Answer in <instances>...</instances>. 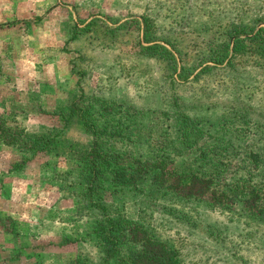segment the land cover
Returning <instances> with one entry per match:
<instances>
[{
  "label": "rangeland",
  "instance_id": "obj_1",
  "mask_svg": "<svg viewBox=\"0 0 264 264\" xmlns=\"http://www.w3.org/2000/svg\"><path fill=\"white\" fill-rule=\"evenodd\" d=\"M262 27L264 0H0V264L130 263L129 247L121 257L104 250L95 216L81 209L93 142L81 107L100 125L124 121L111 132L130 142L108 149L135 169L159 143L184 173L217 162L227 175L243 172L254 138L264 146V68L252 55L233 56V43L247 35L240 30ZM179 107L206 129L193 148L177 128ZM206 137L238 148L214 150ZM202 152L209 164L201 167ZM143 183L146 194L118 191L114 200L183 264H264V223L240 202L155 200L150 189L163 187Z\"/></svg>",
  "mask_w": 264,
  "mask_h": 264
},
{
  "label": "trees",
  "instance_id": "obj_2",
  "mask_svg": "<svg viewBox=\"0 0 264 264\" xmlns=\"http://www.w3.org/2000/svg\"><path fill=\"white\" fill-rule=\"evenodd\" d=\"M145 32L146 39L150 42L155 33L147 19L145 20ZM242 34L247 35L243 38H239V35L235 37L233 56L240 54L242 61L243 58L252 55L256 58L257 64L264 68V27L253 35H249L250 33L245 32V30H240V35ZM156 46L163 50L162 56L168 58L166 67L172 69L174 73L178 72V64L170 50L160 44ZM146 48L153 49L154 46ZM231 63L230 59L228 64ZM208 68H210L208 65L204 67V71ZM172 81L176 83L174 76H172ZM101 102L106 114H109L112 105H104L102 98ZM179 108L181 109L179 110L181 120L177 122V128L181 132V138L184 139L187 147L193 148V145L190 144L192 137L195 134L206 135V129L200 123L199 118L186 111L185 107ZM80 110L84 114L86 129L93 135L92 147L87 157L83 159L88 170V185L81 194V199L85 203L81 209L92 211L95 216L93 228L97 234V239L102 242L104 250L109 255L120 254L121 257L123 254H127L121 250L122 246H127L131 249L129 264H183L176 248L172 247L166 240L155 236L142 220L128 218L124 209L115 202L114 192L134 190L136 192L141 191V194L145 193L144 189H139L140 181L145 184H151L152 181H155L158 186L163 187L150 189L155 200L168 198L180 203L197 200L217 205L232 204L229 202L236 200L235 202H240L247 209L251 217L264 223V146L260 143L261 135L253 140L257 149H251L242 159V162L248 161L246 165L241 167L244 171H237L234 175H227L219 162L211 163L213 168L211 171L203 169L184 173L176 165V155L169 154V145L160 146L162 144L159 143L157 144L159 149H155V156L148 155L145 159L136 161L137 167L135 169L120 159L119 153H113L108 149V146L114 149L117 142H122L118 138L125 143L130 142L128 138L123 139L122 135H115V132H111L115 130L113 127H116V123L124 121L117 118L116 123L108 121L104 125H100L93 121L89 110L85 111L83 107ZM244 120L249 123L248 117H244ZM239 121L240 119L237 122ZM8 127L11 125L9 124ZM243 130L250 133L254 132L256 135L259 133L257 129H251L247 126ZM213 136L215 139L222 138L220 135ZM110 139L111 141H109ZM0 140L4 141L5 139L0 137ZM206 142L210 143L214 150L223 147L222 152L230 149L233 145L231 143L224 147L221 141L218 143L210 142L207 137ZM236 148L238 146L233 145L232 151ZM218 153L215 151L214 156ZM200 155L199 165L202 167L209 164L207 154L202 152ZM104 176L108 179L107 181ZM232 190L235 192L232 193ZM236 197L238 198L236 199Z\"/></svg>",
  "mask_w": 264,
  "mask_h": 264
}]
</instances>
